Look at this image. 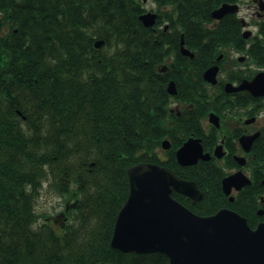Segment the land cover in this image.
Listing matches in <instances>:
<instances>
[{
    "label": "trees",
    "instance_id": "obj_1",
    "mask_svg": "<svg viewBox=\"0 0 264 264\" xmlns=\"http://www.w3.org/2000/svg\"><path fill=\"white\" fill-rule=\"evenodd\" d=\"M23 1L28 5L18 21L23 41L19 49L7 50L11 70L23 73L21 84L18 74L7 83L2 73L9 62L0 59V264H170L163 252L115 249L111 238L129 194L128 169L140 162L167 165L195 180L205 192L202 201L173 194L194 211L209 215L226 205L222 169L180 166L181 138L173 140L167 159L157 152L164 135L180 129L181 119L171 128L159 119L168 94L156 65L166 44L176 40L179 46L181 36L160 31L156 37L142 23L137 0ZM157 1L160 7L174 3L161 18L172 29L186 26L185 44L196 54L184 57L183 77L179 72L173 77L179 82L175 97L195 118L196 111L212 105L195 91L209 64L200 62L196 33L198 23L212 19L213 8L206 4L214 0ZM224 1L229 0L216 3ZM228 19L236 22L234 16ZM99 38L105 44L97 49ZM15 53L25 59L16 60ZM46 185L64 200L66 221L37 210ZM251 194L249 205L238 211L255 226L252 209L258 200Z\"/></svg>",
    "mask_w": 264,
    "mask_h": 264
},
{
    "label": "flooded vegetation",
    "instance_id": "obj_2",
    "mask_svg": "<svg viewBox=\"0 0 264 264\" xmlns=\"http://www.w3.org/2000/svg\"><path fill=\"white\" fill-rule=\"evenodd\" d=\"M137 1L143 9L142 14H157L156 23L150 26L156 37L162 32L169 33L170 36L174 34L175 38L181 36L179 46L176 40L166 44V53L156 65V74L166 80L165 89L168 94L159 119L169 128L176 127L177 120L181 119L180 129L170 131L162 138L161 148L157 150L159 157L167 159V151L172 148L170 145L166 149L163 146L165 141L173 145L175 138H181L183 144L190 139L199 140L205 158L200 157L194 164H181L177 149L182 144L176 149L178 163L182 167L201 164L223 170L220 189L226 205L216 212L223 208L239 212L238 209L249 205L248 201L253 193L258 200L257 208L252 209L257 224L251 225L249 218L244 216L249 225L256 229L264 222V94H255L249 88H234L244 81H253L259 74L264 75V0H229L220 5L214 0L206 4L213 8L212 19L198 23L196 35L201 52L200 62L209 64L204 67L201 85L195 91L202 102L208 101L212 105L208 111H196L195 118L190 117L187 103L175 97L179 93V82L173 78L177 72L183 77L186 67L184 57L193 59L196 56L191 57L182 50V31L186 26L174 24L173 29L178 28V31H173L171 23L161 18L164 11L174 9V3L168 2L160 7L157 0ZM38 2L41 4L42 0H36L37 4ZM3 4L0 5V47L3 46L5 55L0 56V59L7 58L9 70L2 74L7 75L9 84L12 83L10 77L18 74V84H21L23 73L11 70V57L7 56V50L11 45L15 49L21 46L23 39L19 38V33L22 25L18 21L25 19L28 5L23 0H4ZM224 4L234 6L231 11L216 17L215 11ZM32 5L33 1L30 3L31 8ZM36 9L38 10L37 6ZM229 16H234L236 22L228 19ZM14 57L19 61L25 59L23 53H15ZM215 68L216 82H213L205 74ZM171 83L175 93H172ZM228 178V182H225ZM201 191L203 196L200 200L188 198L194 204L202 201L205 192ZM53 217L55 221L67 219L62 210Z\"/></svg>",
    "mask_w": 264,
    "mask_h": 264
},
{
    "label": "water",
    "instance_id": "obj_3",
    "mask_svg": "<svg viewBox=\"0 0 264 264\" xmlns=\"http://www.w3.org/2000/svg\"><path fill=\"white\" fill-rule=\"evenodd\" d=\"M233 6L224 4L215 16L221 17ZM141 19L152 26L157 14L146 13ZM104 43L99 39L94 45L100 48ZM182 50L194 56L184 41ZM216 74L217 68L208 70L205 76L216 82ZM170 88L175 93L173 83ZM244 88L264 94V75L234 89ZM170 145L169 141L163 143L165 148ZM177 157L181 164L196 163L204 157L200 141L190 139L178 149ZM128 174L130 192L118 213L112 247L133 253L163 252L170 264H264V222L253 229L245 216L228 208L207 216L197 214L173 196L178 191L200 200L203 193L197 182L181 178L170 167L141 162L131 166Z\"/></svg>",
    "mask_w": 264,
    "mask_h": 264
},
{
    "label": "rangeland",
    "instance_id": "obj_4",
    "mask_svg": "<svg viewBox=\"0 0 264 264\" xmlns=\"http://www.w3.org/2000/svg\"><path fill=\"white\" fill-rule=\"evenodd\" d=\"M64 207V200L61 196L52 190H49L46 185L42 191L41 197L38 202L37 210L47 214H57Z\"/></svg>",
    "mask_w": 264,
    "mask_h": 264
},
{
    "label": "bare ground",
    "instance_id": "obj_5",
    "mask_svg": "<svg viewBox=\"0 0 264 264\" xmlns=\"http://www.w3.org/2000/svg\"><path fill=\"white\" fill-rule=\"evenodd\" d=\"M100 39V38H99ZM19 111V110H18Z\"/></svg>",
    "mask_w": 264,
    "mask_h": 264
}]
</instances>
